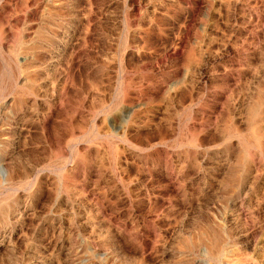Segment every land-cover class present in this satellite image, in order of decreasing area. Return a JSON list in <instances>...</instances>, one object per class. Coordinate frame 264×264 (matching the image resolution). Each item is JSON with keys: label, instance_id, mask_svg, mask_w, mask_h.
<instances>
[{"label": "rangeland", "instance_id": "1", "mask_svg": "<svg viewBox=\"0 0 264 264\" xmlns=\"http://www.w3.org/2000/svg\"><path fill=\"white\" fill-rule=\"evenodd\" d=\"M0 264H264V0H0Z\"/></svg>", "mask_w": 264, "mask_h": 264}]
</instances>
